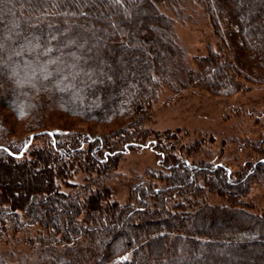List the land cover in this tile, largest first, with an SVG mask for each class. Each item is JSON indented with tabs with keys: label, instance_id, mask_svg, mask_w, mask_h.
I'll return each mask as SVG.
<instances>
[{
	"label": "trees",
	"instance_id": "trees-1",
	"mask_svg": "<svg viewBox=\"0 0 264 264\" xmlns=\"http://www.w3.org/2000/svg\"><path fill=\"white\" fill-rule=\"evenodd\" d=\"M180 1L0 3V65L33 60L50 65L43 80H37L36 111L23 122L12 104L16 91L0 67V162L17 166L14 173L20 176L27 165H44L39 177L24 183L22 194L14 191L13 184L0 192V242L22 234L31 247L50 253L51 264H73L82 252L90 253L94 264H264V215L211 204L194 213L186 211L187 205L201 202L205 183L209 192L224 194L231 204L242 202L253 180L264 186V159L246 164L235 175L222 165L192 164L173 144L155 140L149 146L163 156L160 168L135 184L132 201L125 205L110 201L107 187L69 182L77 168L114 167L119 155L147 146L136 129L144 108L168 80L166 54H171L168 44L174 38L173 21L160 5L172 9ZM204 4L215 34L231 44L233 59L242 65L238 68L251 74L255 64L264 66V0H204ZM32 43L41 49L35 57L24 52ZM210 52L198 61L205 74L200 72L202 81L230 91L234 78L225 69L228 62ZM193 75L190 71L188 79ZM50 108L84 121H127L128 126L116 135V143L71 132L68 126L51 130L44 115ZM11 120L25 128L26 138L14 139ZM36 137L45 138V143L27 145ZM3 175L13 177L1 165ZM62 185L71 190H62ZM34 191L43 194L35 197ZM127 255L131 259L121 261Z\"/></svg>",
	"mask_w": 264,
	"mask_h": 264
},
{
	"label": "rangeland",
	"instance_id": "rangeland-1",
	"mask_svg": "<svg viewBox=\"0 0 264 264\" xmlns=\"http://www.w3.org/2000/svg\"><path fill=\"white\" fill-rule=\"evenodd\" d=\"M160 9L173 21L174 38L169 40L170 47L166 46V49L171 51V54H166L167 66L170 70L168 80L161 84L156 99L144 108L142 119L138 122V125H141L136 129L140 131L141 138L147 142V146L131 149L119 155L114 167L77 168L69 180L72 184L107 187L108 198L119 205L131 202L135 184L139 180L148 179L149 172L158 171L160 168L163 156L160 157L154 148L149 146L155 140L163 144H173L175 151L192 164L222 165L233 171L235 175L246 168V164L264 159V77L260 78L264 66L255 64L251 74L247 69L238 68L242 65L233 59L231 44L215 34L212 20L205 10L204 0H181L172 9L165 5H160ZM211 50L216 52L222 63L228 62L226 64L228 67L225 69H228L234 78V85L230 91H225L218 83H207L201 79L205 74H202L203 70L198 61L207 58ZM123 54L125 53H121ZM232 67L235 72H232L234 71ZM190 71L194 72L191 80L188 79ZM157 75L161 78L158 69ZM218 76L219 73L215 78ZM225 80L228 81L227 78ZM44 115L47 120L49 119L50 129H62L63 126H68L71 132L99 135L109 143H116L118 141L116 135H121L125 132L123 127L128 126L127 121L119 123L84 121L73 115L63 116L59 111L51 108L46 110ZM9 123L15 140L28 136L23 126L17 125L13 120ZM31 143H33L32 147H38L45 143V138L36 137L27 145ZM28 147L26 146L25 149ZM49 162L53 164L51 159ZM1 165L11 170L15 180L11 176H0V192L5 190L7 184H13L16 185L14 191L20 194L24 192V183L28 179L39 177L42 174L39 170L44 169L42 163L27 165L20 176L16 174L17 166L7 161L0 162ZM103 176L109 178L103 180ZM252 182L242 202L236 200L233 204L224 194L209 192L205 183V187L202 186L205 190L201 202L198 205L194 203L187 205L186 211L194 213L199 206L211 204L220 208L237 206L252 214L263 216L264 186L258 180ZM61 189L71 190L67 185H62ZM32 194L37 197L43 194V191H34ZM101 213L103 215L104 210H101ZM235 222L238 223V220ZM246 233L251 235L250 231ZM21 235L19 234L14 240L0 242L1 261L5 264L53 262L49 257L50 253L31 247ZM129 258L127 255L121 261ZM77 259L73 264H94L96 261L88 252H82Z\"/></svg>",
	"mask_w": 264,
	"mask_h": 264
},
{
	"label": "clouds",
	"instance_id": "clouds-1",
	"mask_svg": "<svg viewBox=\"0 0 264 264\" xmlns=\"http://www.w3.org/2000/svg\"><path fill=\"white\" fill-rule=\"evenodd\" d=\"M41 49H38L35 43L25 46L24 52L28 56L35 57ZM0 67H4L0 65ZM50 65L37 63L35 60L24 63H13L4 67L11 87L15 89L16 94L12 97V104L17 118L20 121L30 120L36 109L34 108V94L37 86V80H43L42 77L48 74Z\"/></svg>",
	"mask_w": 264,
	"mask_h": 264
},
{
	"label": "snow or ice",
	"instance_id": "snow-or-ice-1",
	"mask_svg": "<svg viewBox=\"0 0 264 264\" xmlns=\"http://www.w3.org/2000/svg\"><path fill=\"white\" fill-rule=\"evenodd\" d=\"M3 2V0H0V3H2ZM117 2H119V0H117Z\"/></svg>",
	"mask_w": 264,
	"mask_h": 264
}]
</instances>
